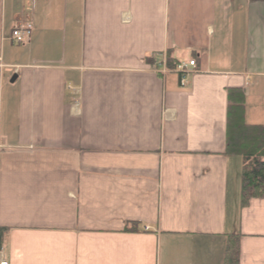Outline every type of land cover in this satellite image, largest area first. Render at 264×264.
<instances>
[{"label":"crops","instance_id":"0c3cea01","mask_svg":"<svg viewBox=\"0 0 264 264\" xmlns=\"http://www.w3.org/2000/svg\"><path fill=\"white\" fill-rule=\"evenodd\" d=\"M238 101L264 127V0H0L4 259L224 264L238 236L264 264V199L225 155Z\"/></svg>","mask_w":264,"mask_h":264},{"label":"trees","instance_id":"16d2710c","mask_svg":"<svg viewBox=\"0 0 264 264\" xmlns=\"http://www.w3.org/2000/svg\"><path fill=\"white\" fill-rule=\"evenodd\" d=\"M169 62V61H168ZM169 68L173 67L168 63ZM241 102H234L228 108L226 118L225 155H236L242 158L241 199L245 205L249 199H264V127L246 125L242 118ZM137 224L125 225L123 231L133 232ZM4 229L0 228L1 232ZM238 236H233L228 243L224 264H238Z\"/></svg>","mask_w":264,"mask_h":264},{"label":"built area","instance_id":"2783aa9c","mask_svg":"<svg viewBox=\"0 0 264 264\" xmlns=\"http://www.w3.org/2000/svg\"><path fill=\"white\" fill-rule=\"evenodd\" d=\"M29 36V31L27 29L20 28L18 30H15L12 33L13 39L17 42H23L27 37ZM190 66H193V62H190ZM176 71L180 73L186 72V66L185 65H178L176 67ZM0 264H7L5 261H0Z\"/></svg>","mask_w":264,"mask_h":264},{"label":"water","instance_id":"95a60500","mask_svg":"<svg viewBox=\"0 0 264 264\" xmlns=\"http://www.w3.org/2000/svg\"><path fill=\"white\" fill-rule=\"evenodd\" d=\"M13 80H14V77H13V79L11 81H13Z\"/></svg>","mask_w":264,"mask_h":264}]
</instances>
